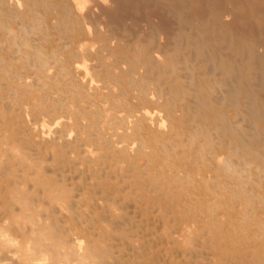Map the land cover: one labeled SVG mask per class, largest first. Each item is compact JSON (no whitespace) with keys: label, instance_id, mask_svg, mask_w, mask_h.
<instances>
[{"label":"bare ground","instance_id":"bare-ground-1","mask_svg":"<svg viewBox=\"0 0 264 264\" xmlns=\"http://www.w3.org/2000/svg\"><path fill=\"white\" fill-rule=\"evenodd\" d=\"M0 122L37 161L82 155L104 180L90 193L104 202L116 180L133 217L181 206L187 230L219 246L264 240V0H0ZM72 197L8 206L32 209L44 221L33 230L58 234L75 260L91 241L82 224L105 216ZM13 226L0 229V264H49L43 240L23 259L35 236L24 221L9 237Z\"/></svg>","mask_w":264,"mask_h":264},{"label":"rangeland","instance_id":"rangeland-1","mask_svg":"<svg viewBox=\"0 0 264 264\" xmlns=\"http://www.w3.org/2000/svg\"><path fill=\"white\" fill-rule=\"evenodd\" d=\"M39 117L37 121L38 123L41 121L43 122L45 118L47 120L49 119L45 115H40ZM1 125L4 124L0 122V126ZM7 126L8 125L3 127ZM7 139L8 137L6 136L0 137V154H4L0 155V195L5 197L0 203V229L1 227L9 226L12 228V225L14 224L11 234H9V237L13 238L14 234L15 237L20 235V230H22V224L24 221L28 226V230L31 228V236H35V243H32V247H35L36 249H34L32 253H29V250L25 248L23 259L27 258L29 260L32 254L34 255V253L40 250L41 248L37 245V241L43 240L44 246H46V250L49 253V264H254V262L261 264L259 260L261 261L264 257L263 239L254 235H250L249 239L240 236L237 238V241L233 246L230 245L227 247L225 244L219 246V243L215 241V237L211 236L210 232L205 234L204 231H201V229L196 226L193 229L189 228L187 230V221H182L181 219L182 215L186 214L187 211L185 210L184 213L181 212V206L174 208L175 210L172 208V211L170 208L169 210L167 208L166 211L163 208L160 209L158 214L152 215L150 212L151 208H149L148 205H144L143 211H145V214H143L142 211V214H137V217H133L132 214H129L124 205L127 201L130 202L133 199L129 196V194H126V192L118 191L122 189V185L118 184L116 180H111L112 182L105 180V183L107 184L105 185V188L108 191L114 192L112 195L111 193L108 194L110 199L108 198L102 202L97 198L99 195L94 196L90 193L92 189H96L99 182L104 180L99 178L95 179L93 172L89 169L90 162L85 160L82 155L69 157L64 160L61 159L58 154H55V158L53 160L37 161L31 157V154L26 149L23 150L22 147L19 146L21 143L19 140L14 139V141L8 142ZM14 149H16L17 152ZM26 184H28V188L26 187ZM26 193L31 195L33 194L35 198L44 196L50 203H52L53 199L56 197L66 198L68 196L72 197V195L78 194L77 197H72L73 202L77 199H81L87 206L92 204L98 205V202L102 204V207L99 205V208H97L94 212L103 213L105 219H99L97 221L98 223L96 221L93 223L89 222L91 225L96 222L97 225L95 224V226L97 228L94 225L91 227L88 221L82 224L87 229H91L90 231H92L90 234L91 241L87 243L84 257L77 258L75 260L70 258L68 255L70 250L60 243V237L58 234L55 236V234H52L53 232L48 230L46 232L41 231L38 233L34 231L32 222L42 224L44 221L38 218V214L32 213V209L29 210L27 212L28 214L25 216L23 214L16 215L11 212L13 211L14 206L9 207L8 201L11 199H20L22 204ZM190 198H192V201L194 200V203L202 204L201 201H196L194 195ZM35 203L37 202H31L32 205L36 206L37 204ZM21 204L15 203V207H18ZM87 206L82 205V209ZM40 208L42 212H45L50 209V205L44 204ZM88 211L91 213V210ZM168 211L170 212L167 213ZM65 212L68 215H74L75 213L74 210H65ZM196 213H198V210ZM196 218L197 217H194V220ZM7 219H12L15 223L11 224L10 221L11 225H9V223L5 222ZM46 221L47 223L49 222L48 220ZM159 221L161 222V225L159 224ZM178 223L180 224V227L178 226ZM88 225L91 228H88ZM183 225L186 226V228H184ZM175 228H178L180 233L182 231L183 232L180 234ZM177 232L179 234H177ZM1 235L3 234L0 233V238L4 239V236ZM116 240L118 242H116ZM208 240L209 243H207ZM11 242L8 247L14 245L15 243L14 240H11ZM257 242L260 244L258 245ZM6 246L7 245H4V243H1L0 241V248L2 251L6 248ZM248 246H251L250 248L252 250ZM248 249H250V252ZM217 252H219V254H217ZM249 253H251V255H249ZM124 254L126 256H124ZM137 256L142 257L139 258ZM143 258L147 261V263L143 260Z\"/></svg>","mask_w":264,"mask_h":264}]
</instances>
